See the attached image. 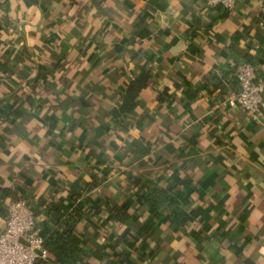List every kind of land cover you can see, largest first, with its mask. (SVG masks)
<instances>
[{
    "label": "crops",
    "instance_id": "obj_1",
    "mask_svg": "<svg viewBox=\"0 0 264 264\" xmlns=\"http://www.w3.org/2000/svg\"><path fill=\"white\" fill-rule=\"evenodd\" d=\"M243 62H264V0H0V230L25 199L46 240L86 199L80 264H264V118L231 103ZM152 188L186 225L143 204Z\"/></svg>",
    "mask_w": 264,
    "mask_h": 264
},
{
    "label": "built area",
    "instance_id": "obj_2",
    "mask_svg": "<svg viewBox=\"0 0 264 264\" xmlns=\"http://www.w3.org/2000/svg\"><path fill=\"white\" fill-rule=\"evenodd\" d=\"M207 7L220 6L232 11L240 2L248 0H203ZM233 75L238 93L231 103L249 113L254 120L264 118V62H243L234 66ZM34 208L25 199L10 202L4 228L0 230V264H36L47 259L45 239L38 231Z\"/></svg>",
    "mask_w": 264,
    "mask_h": 264
},
{
    "label": "trees",
    "instance_id": "obj_3",
    "mask_svg": "<svg viewBox=\"0 0 264 264\" xmlns=\"http://www.w3.org/2000/svg\"><path fill=\"white\" fill-rule=\"evenodd\" d=\"M145 86V81L138 80L137 82L132 83L128 92L131 94V97L134 98L138 96ZM83 193L84 192H82L80 188L72 186L70 189V198L74 199V201L81 200L84 196ZM137 194L144 205L155 211L164 208L166 205L174 206L173 213L162 221L177 228L186 225L187 218L184 216L183 210L179 206V202L169 193V191L152 188L145 191V193L139 190ZM88 207V200H81L73 210L71 215L72 221L67 223L66 229L61 230L60 228H57L45 240L44 246L54 258L56 264H80L88 255V250L82 246L83 240L77 231V225L84 220V217L87 215ZM109 210L112 219L119 225H124L126 223L128 219L126 207H122L120 204H114ZM51 213L61 221L62 215L59 211L51 209L49 214ZM92 256L101 262L105 260V255L101 249L93 251ZM122 259V264H128V257L124 256Z\"/></svg>",
    "mask_w": 264,
    "mask_h": 264
}]
</instances>
